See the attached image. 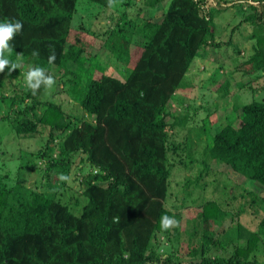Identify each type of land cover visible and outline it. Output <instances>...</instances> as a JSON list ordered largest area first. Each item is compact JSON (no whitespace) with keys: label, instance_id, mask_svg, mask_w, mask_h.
<instances>
[{"label":"trees","instance_id":"obj_1","mask_svg":"<svg viewBox=\"0 0 264 264\" xmlns=\"http://www.w3.org/2000/svg\"><path fill=\"white\" fill-rule=\"evenodd\" d=\"M82 1L109 14L119 0L112 7L108 0H0V22L23 24L9 42L11 53H5L19 67L0 73V108L2 103L9 108L0 120L10 123L22 139L50 130L43 148L21 155L29 164L21 162L16 177L0 173V264H186L171 242L178 224L163 231L160 219L167 215L181 221L179 210L168 205L171 178L177 164L193 169L195 163L201 169L194 179L186 178L185 196L191 197L194 187L206 190L211 185L221 189L223 197L204 199L199 207L201 220L195 225L200 231L193 234L198 247L191 264H263L258 254L264 250V197L243 184L234 186L228 180L221 185L219 179H206L214 161L264 188V101L233 104L241 109L240 123H226L217 132V112L207 108L203 121L207 145L201 160L195 157L189 136L179 141L173 135L186 128L189 117L175 113L172 102L191 109L177 95L188 90L184 80L201 51L222 46L215 43L218 12L247 10L239 26L253 27L255 45L241 70L251 75L264 69V0L231 4L171 0L159 21L144 18L143 10L131 18L128 9L136 0H127L125 10L110 17L114 24L103 34L75 28ZM212 1L220 8H211ZM162 2L150 0L148 6L153 10ZM82 34L100 39L101 45H92ZM100 49L124 66L125 80L105 73L111 59L104 63ZM33 51L39 55L33 56ZM53 51L56 59L50 64ZM28 66L41 67L65 81L86 117L73 115L70 105L44 97V86L33 95L22 85ZM234 66L238 70L241 64ZM249 84L237 83L243 91ZM218 90L222 97L233 98L229 81ZM81 156L99 172L81 181L83 190L72 194L75 202H71L64 198L71 189L68 182L58 177L70 176ZM30 157L45 164L44 191L26 185V170L39 168L29 162ZM261 213L257 229L255 223L243 224L244 218L248 222L249 215ZM215 225L219 227L214 229Z\"/></svg>","mask_w":264,"mask_h":264},{"label":"rangeland","instance_id":"obj_2","mask_svg":"<svg viewBox=\"0 0 264 264\" xmlns=\"http://www.w3.org/2000/svg\"><path fill=\"white\" fill-rule=\"evenodd\" d=\"M126 1L127 0H119L115 5V10L109 14L100 13L98 6L87 4L82 1L75 17V19L79 18L78 21L75 22V28L80 31V27L84 26L91 31L100 32L102 34L105 33L110 27V24H114L110 17L117 16L120 11L125 10L126 5H124V3ZM170 1L171 0H163L161 5L158 4L156 6L157 8L152 10L150 8L151 6H148L150 0H136L135 6L129 8L128 13L131 18H136L138 13L143 10L144 18H156V20L159 21L163 17V13L167 10ZM222 1L224 4H231L237 0ZM210 5L211 8H220V5L215 1L210 2ZM246 11L247 10L243 11L237 8H232L221 12L220 15L219 12L216 14L215 43H221L222 46H208L201 51L199 57L193 64L191 71L184 80V82L189 85L188 90L180 91V94L177 95L178 98H184L187 101V105H191V109L187 110L185 109L186 107L184 108L183 106H180L178 102H172V110L175 113L180 115V117H189L186 128L182 131H178V133L175 132L173 135H175V138H178L179 141H183L186 136L190 137L193 145L192 149L197 160L203 159L202 153L207 145V141L203 137V121L209 113L207 108L210 110L212 108V110H214L213 112H217L219 123L214 125V131L217 132L226 123H240L241 109H234L233 104H247L254 100L264 101V90L262 88L264 85V69L251 75L242 73L241 70L242 63L249 59L253 54V47L255 45V40L251 39V35L254 33L253 27L249 24L239 26V23L246 15ZM82 36L85 37V40L93 41L92 45L96 47L101 45L100 39L97 40V38H92L90 35L82 34ZM131 49H134V47ZM100 54L104 63L111 59V64L107 68L106 66L104 67V70H106L105 73L125 80L126 71L124 66H122L119 61L116 62L115 58L109 51L100 49ZM234 62L241 64L238 70H236ZM131 65H133V63H131ZM220 66H223L224 68H221ZM28 68L29 66L24 72H27ZM98 74L102 73L99 72ZM53 78L55 84L51 88H47L44 97L48 95L50 98H54L57 102L62 103L64 107L70 105L69 108L72 109L71 113L75 116H85L82 108L72 100L71 93L68 91L69 88L64 83L65 81L60 80L59 77L54 74ZM225 81H229L231 84V95L233 98L237 97L238 99L234 100L233 98L222 97L223 94L220 93L218 89ZM238 82L251 83L252 86L249 84L244 91L239 90L237 85ZM22 85L25 86V79ZM234 101L235 103H233ZM8 111L9 108L2 103L0 108L1 120L2 117L7 115ZM1 120L0 173L4 176L7 175V173H12L13 178L17 176L19 170L18 167L21 162L24 164L26 163L25 165L29 164L27 159H25L27 156L21 160V155L29 151L37 153L39 149L43 148L49 137L50 130L49 127H47L44 134L39 135L37 138L22 139L18 138L13 132L9 122L8 126L5 124L6 122ZM199 134H202V137H199ZM173 158L175 159L176 156ZM82 159H85V157H78L75 164L72 166L69 176L70 179L68 181V185L71 189H67V193L69 194L68 196L64 195L65 199L70 198L72 194H74V196L80 195L83 190L81 181L85 179L89 173L94 172L97 174L99 172ZM28 160L30 163L39 165V168L37 170H26V173L24 174L26 185L32 189L44 191L45 188H43V185L46 183V178H44L45 164L37 157H30ZM191 165H195L193 169H189V167L186 168L180 164L175 166L171 178V193L168 201L169 207L173 209L175 207L179 210V213H181V221H176L178 224L176 227L177 230L174 228L172 231L171 242H173L175 247H178L180 260L186 264L192 263L194 260L193 250L198 247L196 241L197 237L194 238L193 234L196 233L198 235L200 231V225H195V223L199 224L201 220L200 216L202 212L199 207L202 205L204 199L220 200L223 197L221 189L216 191L215 187L211 185H209L206 190L194 187L192 196H185L183 186L186 178L194 179L198 175V169H201L196 163ZM211 165L212 173L206 181L214 182L215 179H219L222 185L224 181L230 180L234 186L243 184L250 189H254L255 192L264 197V188L259 184L248 182L244 177L233 172L229 166L214 161L211 162ZM54 177L55 176L52 178ZM101 185L107 184L101 183ZM237 192L240 193L241 191L238 190ZM70 201L75 202V199L70 198ZM238 201H240V199L235 202ZM184 203L185 205L183 206ZM75 209H78L76 212L81 211V207H75L74 211ZM177 210L174 209V211ZM262 213L259 216H252L253 214L251 216L249 215L248 222L246 218H244V223L242 219L241 222L248 227L255 223L254 225L257 229L261 216L263 215ZM250 221L251 223H249ZM229 222H231L230 219L226 223ZM218 227V225H215L214 229H217ZM225 227L227 226L225 225ZM253 229H255V227ZM162 241L164 246L167 245L168 242L166 240L162 239ZM242 242L245 243L246 241L243 240ZM258 259L264 264V250L260 251Z\"/></svg>","mask_w":264,"mask_h":264},{"label":"clouds","instance_id":"obj_3","mask_svg":"<svg viewBox=\"0 0 264 264\" xmlns=\"http://www.w3.org/2000/svg\"><path fill=\"white\" fill-rule=\"evenodd\" d=\"M115 0H108L109 7H112ZM23 28V24L20 21L5 20L0 22V73H3L6 68H9V73L19 67L18 64L10 62L9 59L5 58V53H11L12 48L9 42L14 38V36L19 33ZM20 54H18L19 56ZM33 56H38L37 51H33ZM49 63H53L56 59L55 52L49 56ZM25 86L27 89L31 90L32 94L35 95L36 91L44 86L45 88H51L55 84L53 76L46 74L45 69L41 67L29 66L28 71L25 73ZM59 180L62 182H68L69 176L65 174L59 175ZM118 220V218H116ZM177 222L174 218L164 215L160 219V228L163 231H167Z\"/></svg>","mask_w":264,"mask_h":264}]
</instances>
